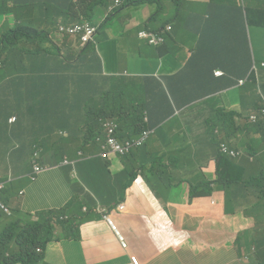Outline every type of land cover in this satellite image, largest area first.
<instances>
[{
  "label": "crops",
  "instance_id": "crops-1",
  "mask_svg": "<svg viewBox=\"0 0 264 264\" xmlns=\"http://www.w3.org/2000/svg\"><path fill=\"white\" fill-rule=\"evenodd\" d=\"M190 5L188 10L183 8L182 18L172 21V24H167L169 21H162L160 16H156V5L152 4L128 5L118 14L108 13L111 11L108 10L110 5L98 6L96 17L99 26L111 19L123 24L126 27L123 39L131 45L132 50L128 52L120 45L111 46L108 44L109 40H106L100 46L99 61L93 53H87L79 65V77L92 74L98 80L108 78L116 91L121 89L125 97H128V106L134 99L146 103L154 89L173 92L179 97L184 108L179 111L172 105L170 113L173 111V114L165 120L166 123L158 126L156 125L164 113V101L162 98H155L158 99L156 114L150 109L153 111L150 112V120L154 135L150 137L147 145L133 149L132 154L126 158L104 159L98 143L88 145L84 151L79 148V144H73L75 153L69 157L73 160L72 163L59 161L36 175L35 181H32L35 150L26 152L13 140L8 145L4 138L0 142V181L7 183V195L3 202L9 209L8 214L6 213L9 220L20 217L24 223H28L38 220V213L48 211L52 220L67 221L66 225L53 224V228L44 232L45 237H52L42 250L47 264H131V256H135L140 264H244L240 258L241 242H235L236 234L227 235L223 230L217 231L214 228L220 222V212H224V203L214 198L210 199V209L205 216L210 218L205 220L209 228L198 227L194 231H184L185 228L181 226L179 233L191 240V244L184 249L179 248L180 238L174 226L176 223L170 226V232L157 224L159 238L155 237V242L139 250L133 248L134 241L126 242L128 231L121 215L125 211H128V224L163 217L177 218L182 224L187 216H193L191 213L196 214V210L203 209L205 201L212 193L189 201L186 186L190 190L191 185L206 182V179L212 177L211 171L203 173L211 165L198 162V155L202 153L213 158V149L206 134L207 121L214 120L221 109L230 111L231 105L235 107L236 114L239 110L237 104L243 106L241 112L244 109V112L249 113L258 106L245 100L240 101L236 96L243 93L238 92L241 88L238 81L249 74L243 5L240 9L234 5ZM190 15L200 17L203 21L205 17L212 22L220 17L214 24L220 32L201 35V31L197 32L200 29L198 23L187 28ZM253 21L256 24H253L252 29L264 32L259 16L253 18ZM7 24L15 26L13 15L0 16V32L3 35L8 33ZM158 25L171 26L170 43L176 46L174 52L160 54L156 49L155 52V47L149 46L139 37V32L144 29L155 32L165 29ZM66 36L52 34V37L61 40ZM247 38L251 43L250 45L248 42L249 48L255 54L253 39L248 34ZM68 58L72 62L77 59L75 55H69ZM215 72H221L222 75L217 76ZM224 72L230 78L218 81L225 75ZM254 78L259 84L260 80L264 86V68L257 69ZM250 84L246 93L253 95L254 81ZM182 88L195 93L196 99L182 93ZM249 113H243L244 117ZM145 115L147 121V114ZM175 122L176 125L173 124ZM62 134L65 137L75 135L67 132ZM2 136L3 130H0V137ZM15 151L16 154L11 157L6 156ZM212 163L213 168L216 167L214 158ZM193 173L204 176L202 179L193 180ZM75 180L81 184L75 185ZM130 182V187L123 192L124 186ZM43 191L46 193L41 194ZM253 201L254 198L243 201L239 206L240 211ZM213 202L215 206L212 205ZM119 204H124L125 210L112 211L116 212L118 219V223H114L116 231L104 220L101 212L104 208L115 209ZM1 210L5 211L0 207V212ZM6 224L8 223L0 218V234ZM261 226L264 228V222ZM79 230L80 240L64 236L76 235ZM118 241L123 248L128 246L127 263H122L117 258ZM226 243L232 247L229 256L217 261L212 259L209 250L226 249ZM12 247L18 248L15 245Z\"/></svg>",
  "mask_w": 264,
  "mask_h": 264
},
{
  "label": "trees",
  "instance_id": "trees-1",
  "mask_svg": "<svg viewBox=\"0 0 264 264\" xmlns=\"http://www.w3.org/2000/svg\"><path fill=\"white\" fill-rule=\"evenodd\" d=\"M166 1L171 5L166 6L164 3ZM257 2L260 5H254ZM185 3L234 5L239 9L243 5L248 72L250 80L256 83L255 71L264 68L262 63L264 59L256 62V55L251 52L248 45V42L250 45L251 43L246 30L247 27L252 28L253 24H256L253 18L257 16L264 25V0H245L243 4L241 0H122L120 6L108 13L118 14L128 5L152 4L156 5L155 15L169 21L167 24H172V21L182 18V10L184 5H187ZM111 4L112 0H0V16L13 15L16 20L14 27L7 24V35H0V130H3L4 134L0 137V142L4 138L5 144L8 145L13 140L26 152L34 151L36 148L44 149L43 155L37 160L38 165L44 170L53 167L59 161L64 162L66 157H70L69 151L74 154L73 144H79V148L84 151L88 145L98 143L97 137L104 139V123L107 121L118 124V138L122 142H135L144 131L154 129L151 125L150 112L154 111L156 114L157 97L164 101L162 106L164 113L156 126L166 123L165 120L173 114V111L170 113L172 105L179 111L184 108L175 93H167L162 89H154L146 103L134 99L128 106V97L113 98L114 104H110L111 99L100 103L97 98L102 93L112 94L116 90L110 85L109 79L105 77L98 80L92 74L79 77V65L85 54L93 53L99 61L95 44L100 41L96 39L105 23L99 26L97 8ZM191 15L187 20V28L198 23L200 29L197 32L201 31V35L220 32L214 25L220 17L212 22L205 17L203 21L200 17ZM94 18L96 22L93 21ZM71 24H88L95 27L93 39L84 44L81 35L66 36L63 40L52 37L53 33H60L62 26ZM170 39L171 35L167 33L165 42L154 49L165 52ZM69 55H75L76 61H70ZM224 73L225 75L218 81L230 78L228 73ZM180 91L192 99L197 97L186 88ZM235 115L238 114L219 111L214 120L206 123V134L216 162V178L213 181L191 185L190 191L193 196L189 201L196 197L208 196L212 190L218 189L226 197L224 212L236 215L240 214L241 200L247 202L249 198H254V201L249 202L244 209L255 216L257 228L264 233L261 226L264 214L258 209L260 201L264 202V107L260 108V112L253 119L248 116L250 121L246 124L239 125ZM12 118L16 120L10 123ZM63 132L75 135L65 137ZM215 132H221V135L216 136ZM230 133L233 136L229 137ZM152 135L154 133L148 135L145 145ZM49 136H55L50 145ZM221 143L232 149L234 156L221 153ZM16 152L6 156L9 158ZM131 174L134 175L133 172ZM130 184L132 182L124 186L123 192ZM210 185L212 187L208 188ZM6 195L5 187L1 191L2 202ZM4 206L6 207L5 204ZM0 218L8 223V228L4 227L0 234V264H47L43 252H38V249L43 250L52 240V237H45L44 232L53 228V224H67V221L52 220L48 211L38 213V220L28 223H24L20 217H15L13 220L21 224V229L13 236L10 220L5 211L1 210ZM76 233L64 236L80 240V230ZM250 235L252 233H243L239 238L240 242L245 241L241 242L240 258L245 264H264V239L261 243L260 234L254 229L252 241L246 242ZM14 245L18 248L14 249L12 247Z\"/></svg>",
  "mask_w": 264,
  "mask_h": 264
},
{
  "label": "rangeland",
  "instance_id": "rangeland-1",
  "mask_svg": "<svg viewBox=\"0 0 264 264\" xmlns=\"http://www.w3.org/2000/svg\"><path fill=\"white\" fill-rule=\"evenodd\" d=\"M244 1V0H243ZM165 5H171V3L169 1L164 2ZM188 5H184V10H188L191 8V5L189 3H185ZM195 5V4H194ZM254 5H260L259 2L255 3ZM114 5L111 4L110 7L108 8L111 9ZM118 12V11H116ZM166 19L163 18L162 21H165ZM94 22H96L95 18L93 20ZM30 23V22H29ZM184 24V20L182 22V25ZM125 29L126 27L117 22L115 19H111L110 21L106 22L103 25L102 31L99 34V36L97 37L96 41H98V39H100V41L98 43H96V51L99 52L100 46L106 41H108L109 45H120L124 50H128V52H130L132 50L131 45L126 42L123 39V36L125 35ZM247 34L249 37H251L252 40V47L254 49L255 55H256V62H258L260 59H264V32L262 30L259 29H252V28H248L247 27ZM0 35L2 36L3 33L0 32ZM176 49V46L173 43H170L166 49L165 52H161L159 50L160 53H167V52H174ZM167 50V51H166ZM154 51L156 52V50L154 49ZM158 51V50H157ZM158 66V63L155 65L154 70H156V67ZM260 84L256 81V83L253 84L254 90L252 91V94H247L246 90L248 86H251L250 82L247 83V86H243L241 88H239L238 92H243V93H238L236 96L239 97L240 101L241 100H245L247 102L250 103H255L257 104L259 108H263L264 107V86L262 84V82L259 80ZM261 85V86H260ZM262 87V88H261ZM165 93V92H164ZM237 92H235L236 94ZM230 94H232V92H230ZM116 98V99H123L125 98V94L122 92V90L120 89L119 91H113L112 94H107V93H102V95L100 97L97 98V100H99L100 103H104L107 100L111 99L110 104H114L115 100L113 101L112 99ZM237 106H239V110H238V115H235V119L236 122H238L239 125L241 124H246L247 122H249V118L244 117V114H248V111L244 112V109L241 112V109L243 108V106H241L240 104H237ZM231 112H236L235 107H233V105L230 106ZM209 121H207L208 123ZM174 125H176V122L173 123ZM216 136H220L221 132H216L215 133ZM233 136L232 133L229 134V137ZM49 143L48 145H50V143L53 142L55 136H49ZM44 153V149H35L34 152V158H39L43 155ZM72 153L71 151H69V156L72 157ZM42 160V159H41ZM74 160H76V158H74ZM210 163H209V162ZM198 162L203 164L204 162H207L208 164L211 165V167L208 170H204L203 173L207 174V171H211V175L212 177L210 179H206L207 181H213L216 178V174H215V167L213 168V158L208 157V155L206 153H202L198 155ZM203 174L200 173H193L191 175V178L193 180H199L203 178ZM75 185H80V181L75 180L74 181ZM188 188V197L189 199L192 198L193 193L189 190V186H186ZM212 187V186H211ZM194 189V188H193ZM195 190V189H194ZM212 194L211 196L205 201L204 205H203V209L201 211L196 210V214L191 213L193 216H187V218L185 219V221L181 224L178 222L177 218H172V217H163V218H156V219H144L145 221L142 222H138V223H133L130 222L128 224V211H125L123 213H121V215L124 217L125 219V223H126V227H127V231H128V240L126 241L127 243L134 241L135 242V246H133V248L135 250H139L143 247H145L147 244H150L151 242H155V237L159 238V234H158V230L156 225H161L166 231L170 232L171 228L170 226L173 223H176L177 225H174L176 230H177V235L179 236L180 240H179V248L180 249H184L185 247L189 246L191 244V240L189 239L188 236H185L182 233H179L181 226L185 229H183L184 231L186 229H190V231H194V228H209L206 221L205 220H210V218H205L206 216V212L210 209L209 206V201L211 198H214L217 201H222L223 203L226 202V197L224 195V193L222 191H218L216 190H212L211 191ZM214 192L215 195L213 194ZM46 192L43 191L41 194H45ZM240 204H243V201H240ZM213 206H215L216 204L213 202L212 203ZM258 209L264 214V202L260 201V204L258 205ZM90 212L92 211V208L89 209ZM9 210H5V212L7 213ZM8 214V213H7ZM174 214V213H172ZM220 218V222L214 225V228L217 231H224L227 235H234L236 234V239L235 242L236 244H238L239 238L242 237L243 233H252V235L249 236L248 240L246 242H250L253 239V230H257V233L260 234V241L262 243L263 239H264V233L262 230L258 229L255 222H256V218L253 214H251L247 209H243L240 211V215H232V213H224V212H220L219 215ZM121 219V216L120 218ZM111 220L117 224L118 223V219L116 218V212H112L111 213ZM262 220L264 221V216L262 218ZM11 225V231H12V235L16 236V232L19 231L21 229V224H19V222L14 221V220H10ZM5 227L8 228V224L4 225ZM125 236V235H124ZM119 242V248L116 251V255L117 258L122 262V263H127L128 262V248H123L122 244L120 241ZM241 242H245L244 240H242ZM226 249H219L218 251L215 250H209V255L211 256L212 259H214L215 261L221 259V258H227L229 256V252L232 250V247L229 243H226ZM245 248L247 250H249V247L247 245H245ZM113 251V250H111ZM129 251L132 253L131 251V247L129 246ZM182 252V250H180V253Z\"/></svg>",
  "mask_w": 264,
  "mask_h": 264
},
{
  "label": "built area",
  "instance_id": "built-area-1",
  "mask_svg": "<svg viewBox=\"0 0 264 264\" xmlns=\"http://www.w3.org/2000/svg\"><path fill=\"white\" fill-rule=\"evenodd\" d=\"M112 4L114 5L110 10H113L114 8L120 6L122 4V0H112ZM171 31V26L165 27V29L161 32H155V31H149L147 29H144L139 32V37L146 41L149 46L152 47H158L162 45L165 42V35ZM96 33V28L92 27L88 24L80 25V24H71L68 26H62L60 29L61 35H67V36H76L81 35L83 43H88L90 40L93 39L94 35ZM254 69V66L252 67V70ZM215 75L219 76L222 75L221 72H215ZM244 83L243 80L239 81V84L242 85ZM256 115L252 114L250 115L251 119H253ZM15 118L10 119V123L15 122ZM153 133L152 130H146L144 131L139 139H137L135 142L132 141H126L125 143L122 142L118 138V124L114 121H107L104 123V134L105 138L97 137L98 143L101 145L102 149V157L104 159H113V158H122L130 153H132L133 149L145 145V142L147 140V137L149 134ZM220 151L229 156H234V152L230 149H228L225 145L220 146ZM40 158V157H39ZM39 158H34V176L31 177L32 181H35V176L41 174L44 169L41 168L37 160ZM73 160L70 158H65L64 162L65 164L72 163ZM6 187V183L0 182V207L4 210H9L6 208L2 202L1 198V191ZM114 210L123 211L125 210L124 204H119L115 209H108L104 208L102 209V214L104 220L109 224V226L117 231V227L114 225V222L111 220V212ZM38 252L41 253L42 249H38ZM132 264H139L138 259L136 257H132Z\"/></svg>",
  "mask_w": 264,
  "mask_h": 264
},
{
  "label": "clouds",
  "instance_id": "clouds-1",
  "mask_svg": "<svg viewBox=\"0 0 264 264\" xmlns=\"http://www.w3.org/2000/svg\"><path fill=\"white\" fill-rule=\"evenodd\" d=\"M241 80L244 81V83H243L242 85L239 84V81H241ZM241 80L238 81V86H239V87H243V86H244L245 84H247L248 82H251V80H250V78H249V74H248V76H247L245 79H241ZM219 111L229 112V111H226V110H224V109H221V110H219ZM219 111H218V112H219ZM218 112H217V113H218ZM259 112H260V108L257 107L254 111H252L251 113H249L248 116H250V115H252V114L257 115ZM217 113H216V116H217ZM248 116H246V118H247ZM215 133H216V132H215ZM99 145H100V144H99ZM221 145H225V144H222V143H221L220 146H221ZM225 146H226L228 149H230L227 145H225ZM100 147H101V145H100ZM230 150H232V149H230ZM221 153H222V152H221ZM224 155H225V154H224ZM0 182H4V181H0ZM4 183H6V182H4ZM6 184H7V183H6ZM127 247H128V246H127ZM127 247H126V248H127ZM126 248H125V249H126ZM132 257H135V256H131V257H130L131 264H132ZM138 262H139V260H138ZM139 264H140V263H139ZM244 264H245V263H244Z\"/></svg>",
  "mask_w": 264,
  "mask_h": 264
},
{
  "label": "flooded vegetation",
  "instance_id": "flooded-vegetation-1",
  "mask_svg": "<svg viewBox=\"0 0 264 264\" xmlns=\"http://www.w3.org/2000/svg\"><path fill=\"white\" fill-rule=\"evenodd\" d=\"M242 4H243V1L241 0Z\"/></svg>",
  "mask_w": 264,
  "mask_h": 264
}]
</instances>
